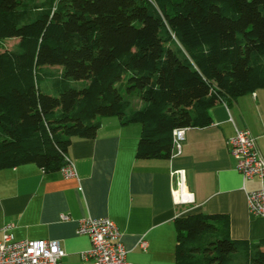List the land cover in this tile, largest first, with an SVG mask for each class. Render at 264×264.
<instances>
[{"label": "trees", "instance_id": "obj_1", "mask_svg": "<svg viewBox=\"0 0 264 264\" xmlns=\"http://www.w3.org/2000/svg\"><path fill=\"white\" fill-rule=\"evenodd\" d=\"M12 38L0 169L58 173L72 139H95L105 117L142 126L138 158L168 160L175 129L210 126L211 108L264 89V0H0V39ZM175 228L178 264H264V239L233 240L223 215Z\"/></svg>", "mask_w": 264, "mask_h": 264}, {"label": "crops", "instance_id": "obj_2", "mask_svg": "<svg viewBox=\"0 0 264 264\" xmlns=\"http://www.w3.org/2000/svg\"><path fill=\"white\" fill-rule=\"evenodd\" d=\"M19 42L1 39L0 53L14 50ZM210 116V126L188 128L182 153L174 151L168 160L138 158L142 126L105 117L95 139H72V178L45 173L35 164L0 169V240L10 227L17 241L60 242L64 264H92L82 257L91 241L77 233L78 222L110 218L122 233L131 264H178L175 220L203 213L227 217L233 240L258 243L264 239V218L250 213L247 193L261 185L237 171L228 141L236 130L247 129L264 157V89L231 105L218 104ZM179 171L184 193L192 194L190 204L176 202ZM63 214L71 219L62 221ZM141 240L148 242L146 250Z\"/></svg>", "mask_w": 264, "mask_h": 264}, {"label": "built area", "instance_id": "obj_3", "mask_svg": "<svg viewBox=\"0 0 264 264\" xmlns=\"http://www.w3.org/2000/svg\"><path fill=\"white\" fill-rule=\"evenodd\" d=\"M188 128H177L173 133V152L182 153V146L186 139ZM230 154L237 163V171L245 180L258 179L260 188L247 193L248 208L255 217L264 218V157L262 156L255 137L247 129L236 130L235 135L229 139ZM66 166L60 171L65 178L76 176V169L68 156H65ZM178 175L175 193L176 202L190 204L192 194L184 193V174ZM62 221H69V215H61ZM5 229L3 239L0 240V264H64L66 256L60 242L52 240H26L17 241ZM77 233L88 236L91 248L82 257L92 264H131L127 260V251L122 243V233L110 218L86 217L78 222ZM140 247L146 250L148 242L140 241Z\"/></svg>", "mask_w": 264, "mask_h": 264}, {"label": "rangeland", "instance_id": "obj_4", "mask_svg": "<svg viewBox=\"0 0 264 264\" xmlns=\"http://www.w3.org/2000/svg\"><path fill=\"white\" fill-rule=\"evenodd\" d=\"M1 40V39H0ZM55 70H57V69H55ZM87 85V82H85V81H80V82H75L74 83V86L76 87V88H78V89H81V88H84L85 86ZM42 89L44 90V92H49L50 90H48V88L46 87V85L45 84H42ZM137 103H138V101L137 100H133V104H134V106H136L137 105ZM102 119V118H101ZM100 119V120H101Z\"/></svg>", "mask_w": 264, "mask_h": 264}]
</instances>
